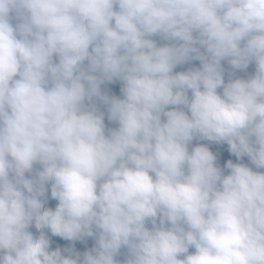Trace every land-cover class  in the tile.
Returning a JSON list of instances; mask_svg holds the SVG:
<instances>
[{"label": "clouds", "instance_id": "obj_1", "mask_svg": "<svg viewBox=\"0 0 264 264\" xmlns=\"http://www.w3.org/2000/svg\"><path fill=\"white\" fill-rule=\"evenodd\" d=\"M0 264H264V0H0Z\"/></svg>", "mask_w": 264, "mask_h": 264}, {"label": "trees", "instance_id": "obj_2", "mask_svg": "<svg viewBox=\"0 0 264 264\" xmlns=\"http://www.w3.org/2000/svg\"><path fill=\"white\" fill-rule=\"evenodd\" d=\"M158 39V38H157ZM192 65H195V66H199V61H192L191 62ZM190 65L186 64L184 66H181V67H178L177 68V71H180V70H185L187 67H189ZM109 89H111V91L116 94V95H120L119 93V83H116V84H110L107 86ZM107 122V121H106ZM111 126H114V125H111ZM225 156H228L227 153H225ZM229 158H232V159H235L234 157H229ZM54 204V202H53Z\"/></svg>", "mask_w": 264, "mask_h": 264}, {"label": "rangeland", "instance_id": "obj_3", "mask_svg": "<svg viewBox=\"0 0 264 264\" xmlns=\"http://www.w3.org/2000/svg\"><path fill=\"white\" fill-rule=\"evenodd\" d=\"M247 160V158H245V161Z\"/></svg>", "mask_w": 264, "mask_h": 264}]
</instances>
